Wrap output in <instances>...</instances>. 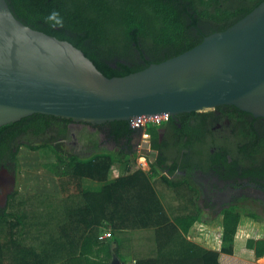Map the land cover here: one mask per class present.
<instances>
[{"label":"trees","instance_id":"trees-1","mask_svg":"<svg viewBox=\"0 0 264 264\" xmlns=\"http://www.w3.org/2000/svg\"><path fill=\"white\" fill-rule=\"evenodd\" d=\"M261 1L7 0L13 14L24 24L69 41L107 77L123 76L175 56L206 35L225 29ZM218 106L246 113L233 105ZM184 114L200 119L203 130L199 133L201 128L188 121H184L181 128L174 125L177 138L166 132L163 148L157 142V125L146 126L152 139L151 148L162 149L161 160L150 164L151 176L155 175L157 167L165 170L161 180L170 192L183 198L176 207L169 205L171 217L155 192L149 173L136 169L109 178L112 160L128 165L132 162L128 155L120 158L115 152L103 151L79 157L65 152L61 143L67 137L70 119L34 113L0 126V163L16 161L21 145L33 150L48 149L56 157L60 188L62 191L72 189V193L61 199L31 200L30 207L21 209L20 213L7 211V207L0 212V237H9L0 246V264H31L29 260L43 255L44 264L54 259L58 264H109L113 252L129 256L133 264H253L232 256V242L241 216L234 207L221 212L220 249L200 247L184 236L194 223L205 220L201 207L193 200L196 189L186 178L171 179L168 175L176 169L188 171L198 158L207 161L211 155L206 145L199 147L196 136L207 134L210 113ZM105 124L127 129L129 121ZM39 138L41 142L35 144ZM84 179L98 182V188L84 186ZM16 195L15 190L7 206ZM77 200L83 202L79 210L88 218L84 219V235L75 241L64 233L54 232L53 228L63 224L65 215ZM8 217H13L23 227L29 224V229L35 231L38 246H19L11 229L5 228ZM102 226L110 228V235L105 239H99ZM245 245L253 250L255 257L264 256V236L249 238Z\"/></svg>","mask_w":264,"mask_h":264},{"label":"water","instance_id":"water-1","mask_svg":"<svg viewBox=\"0 0 264 264\" xmlns=\"http://www.w3.org/2000/svg\"><path fill=\"white\" fill-rule=\"evenodd\" d=\"M222 104L264 118V0L193 47L113 77L69 41L24 24L0 0V126L34 113L101 125ZM10 184L9 191L14 178Z\"/></svg>","mask_w":264,"mask_h":264},{"label":"rangeland","instance_id":"rangeland-1","mask_svg":"<svg viewBox=\"0 0 264 264\" xmlns=\"http://www.w3.org/2000/svg\"><path fill=\"white\" fill-rule=\"evenodd\" d=\"M210 112L212 109L204 110L202 112ZM197 112V113H202ZM161 123V122H160ZM159 123V124H160ZM222 128L209 132L213 122L210 120L206 123L209 130H206V135L202 138L203 141L199 143V146L206 145L209 150L214 151L218 146L225 147L224 140L226 125L223 121L219 122ZM158 125V124H156ZM146 126L142 127L141 139L139 140V151L135 156H129L132 159L130 164L125 162L112 160L109 169V177L112 179L119 177L120 175H126L133 172L136 169H141L150 175V182L155 187V192L157 193L166 213L171 217L169 205L176 207L182 202L183 198H179L174 192H170V188L161 180L160 176L166 174V171L156 168L155 175L151 176L149 166L145 164L143 157L144 154H148L150 160H154L156 153L148 150L149 140L148 133H146ZM100 127H96L87 123L73 122L67 125V137L65 142L61 143V147L65 152L76 154L79 157H89L94 153L111 151L118 154V157L123 158L121 153H117L115 149L108 148L107 145H101L100 138ZM141 129V128H140ZM224 141V142H223ZM75 143V144H74ZM134 157H136L134 159ZM56 157L55 154L45 148H39L37 150L30 149L26 146H19L16 152V182L15 189L17 195L15 199L10 201L11 203L7 206V211H17L21 212V209H28L30 207V201L43 200L47 197H53L61 199L66 194L72 193V189H66L62 191L58 183V176L56 174ZM126 168H128L126 170ZM171 179H178L179 176L168 175ZM91 181V180H90ZM92 183H94L92 181ZM191 185L196 189V193L193 196V200L199 206V193L198 186L196 183L192 182ZM172 193V194H171ZM24 199V200H23ZM166 199V200H165ZM21 201V202H20ZM23 201V202H22ZM37 202H34L36 205ZM83 206L81 200L75 201V206L71 207V210L64 217L63 224L56 225L53 231L56 233H64L69 239H74L78 241L80 237L85 233L86 227L84 225V216L79 210ZM202 209V208H201ZM240 216V221L237 227V231L232 242V255L242 257L245 259H254L261 263V260H257L254 257L253 250L246 248V240L249 238L257 239L264 236V217L261 215H256L252 208L247 206L236 208ZM202 216L205 222L197 221L195 225L191 228L190 236H185V238L206 249H220L221 247V213L217 216H213L210 212H205L202 210ZM6 230L11 229L13 237L19 242V246H38L37 239L35 236V231L29 229V224L23 227L18 223L13 217H8L6 219ZM110 230H102L100 235L104 239L109 234ZM196 237L195 240L193 239ZM9 239L8 235L0 237V246H3ZM37 244V245H36ZM52 260V257H49ZM31 264H44L46 261L45 255L37 259L29 260ZM59 263L52 260L49 264Z\"/></svg>","mask_w":264,"mask_h":264},{"label":"flooded vegetation","instance_id":"flooded-vegetation-1","mask_svg":"<svg viewBox=\"0 0 264 264\" xmlns=\"http://www.w3.org/2000/svg\"><path fill=\"white\" fill-rule=\"evenodd\" d=\"M184 113L186 112L169 116L157 125V142L162 144L161 148L166 145V132H171V135L177 138L173 129L174 125L181 128L184 121L193 125L196 123L199 129L200 125H203L200 119ZM205 113H210L209 120L213 122L211 131L222 128V125L219 126L221 121L226 125L223 138L226 140V143L223 141L225 147L218 146L214 151L211 149V155L207 161H201L198 158L193 162L190 170L176 169L171 175L196 183L199 207L207 213H212L213 216L219 215L225 208L247 206L255 210L256 215L264 217V118L254 117L247 112L244 114L233 112L223 106L220 108L216 106L212 111H205ZM71 123L73 122L67 125ZM98 127L101 128L99 131L101 145H107L108 148L115 149L123 156L133 157L139 151L142 128H134L130 122L127 129L105 123ZM202 130L201 128L198 132ZM199 133L196 136L200 143L204 135ZM148 140V150L156 153L153 161L149 159L148 154H144L143 159L150 169L151 163L161 160L162 149L151 148L150 134H148ZM40 142L39 138L35 144ZM62 142H65V139ZM15 169L16 161L14 160L0 163V212L7 207L9 196L16 190ZM12 178H14V186L9 191ZM5 194L6 200L3 199Z\"/></svg>","mask_w":264,"mask_h":264},{"label":"crops","instance_id":"crops-1","mask_svg":"<svg viewBox=\"0 0 264 264\" xmlns=\"http://www.w3.org/2000/svg\"><path fill=\"white\" fill-rule=\"evenodd\" d=\"M110 179H112L113 177H109ZM92 181L93 180H91L90 181V179H84L83 180V184H84V186H90L91 188H98V186H99V183L98 182H96V181H93L94 183H92ZM86 218H88V217H84V219L86 220ZM193 225H195V223L193 224ZM193 227V226H192ZM191 227V228H192ZM189 229V231H188V233L186 234V235H184V236H190V232H191V230L192 229ZM106 229H108V230H110V228H108V227H106V226H102L101 228H100V232H99V234L102 232V230H106ZM84 235V234H83ZM82 235V236H83ZM195 236H194V240H195ZM113 255H115L116 256V258H117V264H133V261L131 260V258L129 257V256H125V255H117V254H115L114 252L112 253V256H111V259H110V261H109V264H112V260H113ZM232 256H234V257H237V258H240V259H242V260H247V261H249V262H252L253 264H264V256H261V257H259V258H256L255 256V258L257 259V260H261V263H257L258 261H256V260H254V259H245V258H242V257H238V256H235V255H232ZM55 264H58V263H55Z\"/></svg>","mask_w":264,"mask_h":264},{"label":"built area","instance_id":"built-area-1","mask_svg":"<svg viewBox=\"0 0 264 264\" xmlns=\"http://www.w3.org/2000/svg\"><path fill=\"white\" fill-rule=\"evenodd\" d=\"M169 117L168 114H156V115H150V116H138L135 118H132L130 120V124L132 127L134 128H142L144 126H147L150 123H155V124H159L160 122L166 120ZM110 235H107V237ZM106 237V238H107ZM99 239H104V237L102 235H99Z\"/></svg>","mask_w":264,"mask_h":264}]
</instances>
